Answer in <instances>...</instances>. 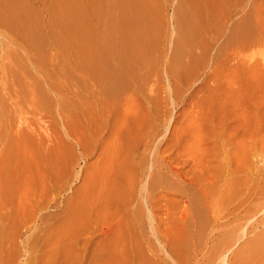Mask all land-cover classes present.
Wrapping results in <instances>:
<instances>
[{
  "label": "rangeland",
  "instance_id": "rangeland-1",
  "mask_svg": "<svg viewBox=\"0 0 264 264\" xmlns=\"http://www.w3.org/2000/svg\"><path fill=\"white\" fill-rule=\"evenodd\" d=\"M179 4L158 0L155 63L104 102L86 74L68 75L74 52L12 43L21 58H1L0 264H234L264 233V0L186 3L174 65ZM0 33L5 53L14 34ZM113 188L129 196L103 204ZM72 209L83 214L68 222Z\"/></svg>",
  "mask_w": 264,
  "mask_h": 264
},
{
  "label": "bare ground",
  "instance_id": "bare-ground-1",
  "mask_svg": "<svg viewBox=\"0 0 264 264\" xmlns=\"http://www.w3.org/2000/svg\"><path fill=\"white\" fill-rule=\"evenodd\" d=\"M191 1L180 0L175 14L177 24L181 27L177 33L174 65L188 46V22L193 21L194 12L185 10L184 5ZM157 4L158 0H41L42 7L49 15L46 22L42 19L41 9L33 7L28 0H0V23L14 34L13 42L5 43V53L0 49V62L1 58L10 55L21 58L10 49L12 43L15 46L23 44L35 54L39 50L43 51L48 43L55 44L62 49V58H66L70 52L75 53V61L68 64V75L76 70L86 74L89 98L104 102L122 94L136 81V65L151 66L155 63L152 54L159 37ZM17 68L20 70L19 65ZM23 72L27 76L32 75L28 65L23 66ZM18 75L15 73V76ZM14 82L21 86L22 80L17 77ZM37 89L40 90V87ZM30 91L29 86H24L23 97L30 96ZM89 98L85 99V106L91 105V110H94V102ZM61 99L63 101L60 102ZM50 101L60 102L69 112L80 107L76 101H66L61 96L50 98ZM83 114V111H77L70 115L74 116L77 123L84 125L87 119L83 118ZM1 115L0 107V118ZM83 135L81 131L74 136L79 147ZM120 156H123L121 150L113 153L111 158ZM115 172L114 168L109 176ZM92 194L82 192L78 197L79 202H84ZM127 196L124 191L113 188L103 204L113 203V197L122 201ZM128 205L126 202L125 207ZM78 210H70L65 219L68 222L76 220L83 214V211ZM247 263L264 264V233L237 253L234 264Z\"/></svg>",
  "mask_w": 264,
  "mask_h": 264
}]
</instances>
